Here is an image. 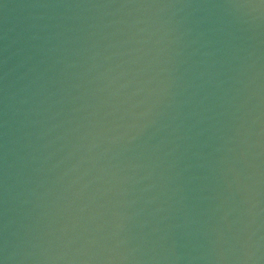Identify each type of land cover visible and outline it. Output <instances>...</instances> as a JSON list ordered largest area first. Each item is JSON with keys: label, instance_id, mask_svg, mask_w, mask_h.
I'll return each mask as SVG.
<instances>
[{"label": "water", "instance_id": "95a60500", "mask_svg": "<svg viewBox=\"0 0 264 264\" xmlns=\"http://www.w3.org/2000/svg\"><path fill=\"white\" fill-rule=\"evenodd\" d=\"M0 264H264V0H0Z\"/></svg>", "mask_w": 264, "mask_h": 264}]
</instances>
